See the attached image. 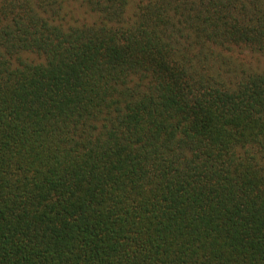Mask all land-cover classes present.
Here are the masks:
<instances>
[{"label": "trees", "instance_id": "16d2710c", "mask_svg": "<svg viewBox=\"0 0 264 264\" xmlns=\"http://www.w3.org/2000/svg\"><path fill=\"white\" fill-rule=\"evenodd\" d=\"M0 264H264V0H0Z\"/></svg>", "mask_w": 264, "mask_h": 264}]
</instances>
